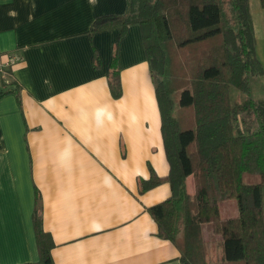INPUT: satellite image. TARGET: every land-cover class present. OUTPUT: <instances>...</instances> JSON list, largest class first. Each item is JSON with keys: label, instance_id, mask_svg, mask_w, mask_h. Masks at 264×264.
Returning a JSON list of instances; mask_svg holds the SVG:
<instances>
[{"label": "crops", "instance_id": "crops-1", "mask_svg": "<svg viewBox=\"0 0 264 264\" xmlns=\"http://www.w3.org/2000/svg\"><path fill=\"white\" fill-rule=\"evenodd\" d=\"M251 12L264 67V8ZM128 0H0V264H181L149 208L172 195L142 28L89 35ZM117 48L122 95L109 73ZM158 186L141 192L153 176ZM222 254V239L216 247ZM216 259V260H217Z\"/></svg>", "mask_w": 264, "mask_h": 264}, {"label": "trees", "instance_id": "trees-1", "mask_svg": "<svg viewBox=\"0 0 264 264\" xmlns=\"http://www.w3.org/2000/svg\"><path fill=\"white\" fill-rule=\"evenodd\" d=\"M134 24L142 28L170 165L172 195L149 208L158 236L179 248L181 264H264V67L250 0H128L125 15L98 18L89 35L125 34ZM116 59L117 48L109 84L119 98ZM245 174L261 182L247 184ZM162 181L154 175L141 192ZM229 200L238 214L223 218L220 203ZM208 223L222 239L214 262L203 235ZM34 224L40 261L31 264H55L37 207Z\"/></svg>", "mask_w": 264, "mask_h": 264}, {"label": "rangeland", "instance_id": "rangeland-1", "mask_svg": "<svg viewBox=\"0 0 264 264\" xmlns=\"http://www.w3.org/2000/svg\"><path fill=\"white\" fill-rule=\"evenodd\" d=\"M252 3H255L254 0H251ZM184 117H188L189 113L185 112ZM244 181L247 184H257L261 182V179L258 175H251V174H245L244 175ZM189 189L190 191H193L192 187V180H189ZM220 213L223 218H231L234 216H237L238 214V207H237V202L236 200H229L226 202L220 203ZM203 235L205 242L208 243L209 245V250H210V260L212 262L216 261L217 258V250L216 247H218V243L221 240V237L219 234H216L212 230V225L211 224H205L203 225Z\"/></svg>", "mask_w": 264, "mask_h": 264}]
</instances>
